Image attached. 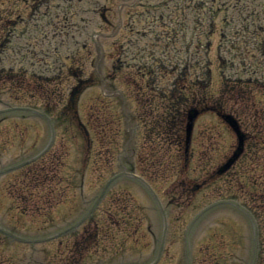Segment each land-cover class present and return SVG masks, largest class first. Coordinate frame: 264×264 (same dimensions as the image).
<instances>
[{
    "label": "rangeland",
    "instance_id": "rangeland-1",
    "mask_svg": "<svg viewBox=\"0 0 264 264\" xmlns=\"http://www.w3.org/2000/svg\"><path fill=\"white\" fill-rule=\"evenodd\" d=\"M159 1L151 0L150 3L155 5ZM220 1L216 0L214 7ZM120 2L121 0H0V61L3 62L0 66L4 67L1 76H17L20 80H14L20 81L23 86L13 90L3 87V93H0V111L10 105H31L46 109L47 100L53 102L48 105L55 118L54 137L49 141V128L43 118L29 115L23 110L0 113V226L20 238L34 239L33 243H23L9 236H0V264H145L153 260L159 248L162 214L153 198L133 180L119 177L120 179L112 182L109 192L92 208L95 209L93 213L83 219L82 223L86 225L68 230L72 222L89 211L91 200L106 183L109 175L128 163L134 164L135 172L143 174L148 170L156 176L148 179H153L154 189L160 194L168 220L167 241L163 245L160 264H178L180 260L184 262L183 235L189 220L205 205L227 195L237 181L250 182L248 178H244L243 172L238 173L237 177H215L212 170L215 161L199 155L194 156V161L184 164L176 160L172 162L169 158L156 161L148 167L144 156L138 155V151L148 152L141 143L136 145L137 155L132 156V151L128 150L127 138L122 140L120 147L117 138L109 135L108 129L114 128H108L110 125L103 122L116 121V113L126 112L147 98L145 93H141L142 90L145 91L143 82H146V76L135 71L133 66L128 68L124 64L114 65L119 59L116 58L113 45L121 43L117 27L120 22L126 25L127 14L131 13L129 9L121 12L120 7H117ZM104 4L107 11L103 19L99 10ZM65 5L83 11L64 19ZM138 21L139 23L132 22L134 30H140L144 24V21ZM210 33L214 39L215 30H210ZM136 36L139 38V33ZM115 45L119 49V44ZM53 46L56 47L52 50L53 55H45V52L50 54V47ZM153 47L150 34L141 39L138 55L142 71L147 70L148 64L141 57L147 49ZM155 48L166 52L165 45ZM176 48L173 47V55L176 54ZM70 51L72 59L66 56ZM156 56L158 55L151 53V57ZM167 58L170 57L167 55ZM154 60L160 75L155 83L156 92L157 89H162V93L171 95V98L177 96L168 92L174 88L173 79L180 66L170 75L162 67L163 60L153 58L150 62ZM56 61L57 64H64L60 78L34 81L29 76L22 75L24 69L29 67L36 70L38 63H50L52 67ZM189 62L183 80L177 82L178 88L185 82L195 88L197 83L201 88L199 93H215L211 90L212 87L215 90V76L202 73L197 58L190 59ZM213 72L216 74V70ZM86 77L90 79L85 80ZM72 85L78 87L80 95L69 106L67 92ZM139 87H142L140 93L136 92ZM159 99L156 98L157 102ZM151 100L155 102L151 103L153 108L156 107L158 103L152 98ZM174 100L178 107L173 114L185 119L190 107L182 98L176 97ZM203 100L204 97L199 95L191 102L200 104ZM145 103L149 105L148 102ZM60 104L66 105L62 113L58 112ZM239 104L241 105L240 102ZM156 112L164 114L160 109ZM213 119L214 117H204L196 120V132L204 141L212 139V133L207 132L204 127L213 124ZM121 122L126 129V119ZM125 129L123 131L126 133ZM220 137L223 136L217 138ZM223 140L226 141V136ZM41 147L44 153L42 158L32 156ZM152 147L156 154L163 146L152 144ZM173 147L176 150L178 148L175 145ZM262 151L263 148L258 150V147H254L253 156ZM28 158L36 160L26 168L24 165L19 166ZM108 158L111 162L107 161ZM195 184L199 186L196 187ZM49 189L53 190L55 197L52 196L43 206V201L48 198V194L44 193ZM255 190L259 195L258 188ZM220 193L221 196L218 195ZM261 202L259 200L256 203ZM232 208L221 205L208 210L192 229L191 248L196 264H249L253 246L251 224ZM258 210L264 212V208ZM260 222L264 230V220L259 219ZM230 224L241 230L243 237L244 248H238L240 254L237 257L233 256L238 250L232 246ZM92 226L99 227V240L96 241L92 235L91 239L86 236L80 241L79 235L87 234L85 229L89 227L92 231ZM60 231L65 233L43 242L36 241ZM127 233L137 234L139 242L126 239L123 246L122 239ZM262 234L261 230L259 236ZM155 238L158 243L154 242ZM84 243H88L85 248ZM140 244L148 245V248L145 251L139 250ZM82 248L84 249L80 251ZM263 249L264 239L258 264H264Z\"/></svg>",
    "mask_w": 264,
    "mask_h": 264
},
{
    "label": "flooded vegetation",
    "instance_id": "flooded-vegetation-1",
    "mask_svg": "<svg viewBox=\"0 0 264 264\" xmlns=\"http://www.w3.org/2000/svg\"><path fill=\"white\" fill-rule=\"evenodd\" d=\"M147 124L155 125L156 124V118L154 117V118L149 119Z\"/></svg>",
    "mask_w": 264,
    "mask_h": 264
},
{
    "label": "bare ground",
    "instance_id": "bare-ground-1",
    "mask_svg": "<svg viewBox=\"0 0 264 264\" xmlns=\"http://www.w3.org/2000/svg\"><path fill=\"white\" fill-rule=\"evenodd\" d=\"M119 177H124V176L122 174H120L119 176H117V178H119ZM250 224H251V226H253L254 225L253 221H251ZM187 239H188V237H187ZM253 256H254V254H253ZM251 260H253V258L250 259L249 264H253V262H251Z\"/></svg>",
    "mask_w": 264,
    "mask_h": 264
}]
</instances>
